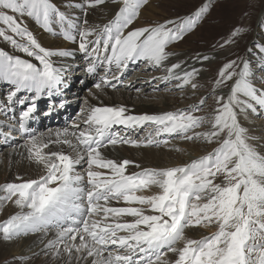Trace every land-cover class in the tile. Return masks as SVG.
<instances>
[{
	"label": "snow or ice",
	"instance_id": "obj_1",
	"mask_svg": "<svg viewBox=\"0 0 264 264\" xmlns=\"http://www.w3.org/2000/svg\"><path fill=\"white\" fill-rule=\"evenodd\" d=\"M106 2L83 0L75 5L85 14L79 21L60 11L52 0H0V38L38 62L0 48V80L11 86L7 102H15L21 91L33 93L32 103L19 118L22 131H27L25 123L35 100L58 92L64 83L66 68L57 66L54 58L72 55L66 49L42 46L25 18L53 36L78 42L77 50L88 61L86 73L103 69L95 84L102 90L116 88L112 81H119L130 63L165 68L172 55L169 46L192 32L209 9L205 4L188 16L135 27L149 0H111L118 6L113 17L102 25L90 24L88 10ZM242 30L236 28L232 36ZM260 52L264 54V47ZM178 69L181 64L174 63L165 68V75L153 79L180 81L177 88H197L193 81L199 70L181 74ZM253 79L249 61L224 64L213 91L233 83L226 98L215 97L218 107L210 119L193 114L198 106L161 115H130L124 106H92L81 109L84 127L74 124L75 130L58 129L47 137L30 135L25 145L28 158L45 172L38 179L17 177L21 182L0 185V203L11 202L20 209L0 223L3 239L37 232L47 235L55 229L54 238L44 245L45 255L50 252L63 264H264V153L250 142L256 138L247 134L238 119L248 110L256 113L257 105L264 108V87H256ZM204 103L201 99L200 105ZM148 124L155 126L154 133L142 140L113 132L117 125L135 129ZM205 125L208 130L196 131ZM162 134L217 147L184 165L131 174L127 168L134 162L107 159L101 151L121 143L167 144L154 139ZM50 145H64L70 153L46 152ZM84 163L85 172H77ZM113 201L125 206H112ZM195 226H215L216 230L200 239L187 237L185 230Z\"/></svg>",
	"mask_w": 264,
	"mask_h": 264
},
{
	"label": "bare ground",
	"instance_id": "obj_2",
	"mask_svg": "<svg viewBox=\"0 0 264 264\" xmlns=\"http://www.w3.org/2000/svg\"><path fill=\"white\" fill-rule=\"evenodd\" d=\"M80 2H82V0H62L55 2V4L53 2L52 3L60 11L65 12L67 15H69L74 19L78 18L79 21H82L85 18L84 11L81 8L79 9L78 7H72V5L75 6L77 4H80ZM153 2H156V0ZM116 11H118V6L112 4L111 0H108V2H106L104 5L97 6L96 8L93 9H89L86 18L90 24L102 25L103 23H106L109 19H111ZM154 11L155 8L152 5L147 6L146 9H144L143 11L141 10V14L137 19V21L135 22L134 26L135 27L144 26L145 21L149 20L150 17L154 18L153 15ZM146 15L149 17H147ZM32 31L33 34L36 36L38 42L41 43L42 46L51 49L62 48L72 52L71 56L63 57V58H54L57 61V66H60L62 64L66 68V71L68 72L66 73L65 71L64 73V83L61 85L60 90L58 92L56 91L53 92V95L57 98L59 97L58 95L59 92L63 93L64 100L61 103V108L62 105L64 106L68 104L67 107L68 110L66 111L62 110L61 119L63 120L64 117L66 118L68 116V115L65 116L66 112L68 111L70 112L71 108L73 107L75 109L80 103L81 99L78 98L79 96L78 93L82 92L83 84L85 83L91 84L95 82L99 83L101 76L104 74V71L101 68L98 69L97 72L94 74L86 73L85 69L87 67L88 61L85 59L84 54L77 50L78 42L72 43L70 41L64 40L62 36H53L47 32L46 33L44 32L45 33L44 34L35 27H33ZM181 53L176 54L174 56H170L169 60L166 62V67H170L174 63H180L181 69H178L177 72H180L182 74L183 71H191L192 68H196L199 70L202 66H210L211 64L214 65L213 63L214 60H212L211 62L204 60L203 58H196L194 60L191 57L185 55L184 54L185 52L182 54ZM14 54L19 55L22 58L32 60L35 63H38L34 61L33 58L27 57L24 53L16 52ZM205 56H207V54H204L203 57ZM216 56L217 55L211 54L210 56L207 57L210 59L211 58L216 59L215 58ZM254 61H257L258 63L264 62V60H260L259 58L258 59L251 58L249 60L250 66L254 63ZM113 71H115V69ZM130 74H131V68L128 67V69L124 72L123 76H121L119 81H112V83L116 84V88L106 86L102 90H98L92 87V90L84 91L82 98L83 101L82 109H87L92 106H124L127 109V114L130 115H142V114L161 115L163 113L171 111L172 109L171 107L173 105L171 104L168 97H160L158 95L148 96L147 92L150 93V91L153 89H150V91L142 92V88H140L139 86L142 85L143 83L137 82L138 79L134 81L135 79L132 77L134 80L130 78L132 80H128L127 82H125L123 87H119L120 84H123L124 78L129 76ZM165 74L166 72L163 75ZM203 77L204 76L201 74V71H199V74L195 77V80L197 79L201 81V78ZM170 82L172 81H169L167 85L170 84ZM150 83L148 84L150 85ZM160 83L161 82H159L160 86L166 84V82L165 83L162 82L164 84L162 83L160 84ZM149 88L150 87H148L147 90H149ZM137 89H139V91H137ZM10 90H11V86L8 83L0 80V151L5 149V148L2 149L3 146L7 147L8 149L4 154H2L0 158V185L6 183L21 182V180H18L17 177L22 178V180L38 179L45 172L42 165H39L35 163L33 160L28 158L27 149L25 147L26 144L25 145L19 144L22 143L23 140L21 141L19 140L15 143H6L5 145H3V140L7 138L8 135H10L12 138L13 137L16 138V137L14 133L8 134L6 132H3L2 129H4V131H6L5 129L11 131V129L13 128V124L18 120L16 119V117L20 118L21 112L26 110V108L32 103L31 97L33 96V93L27 91H21L20 93L17 94V97L15 98V102L9 104L7 102V95ZM47 97H48L47 94L41 95L38 99L35 100V106L37 105V103L39 102L41 103ZM143 98L148 99L149 102L147 100L144 101ZM20 99H25V103L20 104L19 103ZM155 101H161L160 106H157ZM80 113L78 114V116L73 117L75 113L74 111H72V115H71L72 118L70 120L71 123L68 126L62 123V121H59L60 120L59 119L58 121L60 125L56 126L55 124H57L58 122L56 121L54 122L53 125H50L51 127H49L44 131V126L46 124L44 123V125H42L40 129H38L36 135L44 134L45 137H47L49 133H54L58 129L68 128L69 130H75L72 127L74 124H80L81 127H84L80 118ZM51 117L52 115L50 116L51 121L57 118V116L53 118ZM122 127L123 126L121 125L115 126V131L117 132L119 131V133H123L125 137H129L132 135L140 137L139 135L141 130L146 127H148V129L150 128L149 129V131L151 130L150 133H153L155 129V126L151 124L145 125L142 128H135V129H128V128L122 129ZM262 144L263 142L261 141L257 143V146H258V150L261 153H264V146ZM183 145H186L187 147L190 146L188 144H183ZM200 147L201 146L197 143L194 144L193 146L191 145V150L197 151V153L194 152L195 155L196 154L197 155L194 157L191 156L192 158H189L190 156L189 157L187 156L188 157V158L186 157L187 159H181V157L175 151H170V152L164 150L147 151L144 149L133 150L132 148H129L126 145H123L122 143L117 145H108L107 147L101 149V151L104 157L107 159H112L117 162H122L123 160H129L134 162L132 164H129L127 168V173L131 174L135 172H140L142 169H146V168L151 169V168L171 167L173 164H175V161L173 160H177L176 164L184 165L190 163L193 159H195V157L198 158L200 156L206 155L215 148L210 146L209 149L206 148L208 149L207 152H201ZM61 149L66 153H70V149H68L64 145H50L49 149H45V151L46 152L59 151ZM72 154L74 155V153ZM137 157H141V158L138 159ZM84 164L78 166V168L80 169L77 170V172H80L82 174L85 172V169L82 168V165ZM135 165H139V167H136ZM152 191L154 192L156 191V189H153ZM150 194L145 193V195H150ZM2 204L4 205V208L0 209V221L8 219L12 215L20 211V209L17 208L11 202L0 203V206ZM112 206L120 207L125 205H123L122 202L117 203L113 201ZM199 230L203 232L201 233L199 232ZM215 230H216L215 226H209L207 228L203 227L200 229L191 227L185 233V235L192 239H200L201 237L205 235H209L211 232H214ZM54 235L55 232H48L47 235H45V233L43 232L42 233L40 232L39 234L33 235L31 239H27V238L23 239L22 237V239H20L19 242L21 244L19 245L16 241V238L6 241L3 239L2 234H0V264H38L37 262L34 261H37L39 259L41 260L42 258L45 259V256L47 258L46 261L42 259L40 264H63V261L54 259L51 254L45 255V251L47 250L44 248V245L47 243L48 240L53 239ZM26 254H28V256L30 255V257L29 258L24 257L26 256ZM23 259H25V261H21Z\"/></svg>",
	"mask_w": 264,
	"mask_h": 264
},
{
	"label": "rangeland",
	"instance_id": "obj_3",
	"mask_svg": "<svg viewBox=\"0 0 264 264\" xmlns=\"http://www.w3.org/2000/svg\"><path fill=\"white\" fill-rule=\"evenodd\" d=\"M57 1H62V0H57ZM57 1L54 0L52 2L55 4V2ZM153 1L155 0H149V2L141 9L143 11L149 5H152L155 8V11L153 12L154 18L150 17L149 20L144 22L145 23L144 25L149 24V22L163 23L164 21L169 19H176L177 17L188 16L194 13L198 8L202 7L203 5L205 4L209 5L208 12L205 14L204 18L199 22L198 26L192 32L186 34L182 40L170 45L168 51L172 53L171 56L180 54L181 52L182 53L185 52L184 53L185 55L191 57L194 60L196 58H203L204 54H207V56L214 54L217 55L215 57L216 59L213 58L207 59V61L210 62L214 60L213 61L214 65L211 64L210 66H202L199 69V71H201V74L204 77L201 78V81L194 79L195 81L193 82L196 83L198 86L197 88L193 89L191 85H186L183 88H177L176 84L180 83V81H176V80H172V82H170V84L168 85H167L168 82H166L165 85L160 86L159 82L162 83L164 81L153 78L163 76V74L166 72L165 71L166 66L165 68H161V69H153L148 67L143 62H137L135 64L130 63L129 67L131 68V74L124 78L123 84H120L119 87H123L124 83L127 82L128 80H132L134 78L135 80L134 79L133 80L136 81L138 79L137 82L143 83L142 85L139 86L140 88H142V92L150 91V89H153L150 91V93L147 92L148 96L158 95L160 97L169 98L171 104L173 105L171 107L172 109L170 112H177L178 110L188 111L191 110L193 107L198 106L199 110L195 111L193 114L198 116H206L210 119L214 109L218 107V105L215 102V97L218 95H224L226 98L227 95L229 94L230 86L233 83L230 81L228 82L227 87L221 86L217 88L215 91H213L214 81L217 79L218 72L221 69V67L231 60H237L238 62H240L241 60L249 61L251 58L254 59L259 58L260 60H264L262 59V56H264V54L260 52V48L264 47V0H159V1L156 0V2ZM81 3H83V0L82 2H80V4ZM72 7L75 6L72 5ZM25 19L27 20L29 30L32 31L33 27H35L39 29L42 33L45 32L30 19L27 18ZM238 27L243 30L238 36L235 37L232 36V32ZM0 48L4 49L5 51L9 50L8 52L13 54L17 52L9 44L4 42L2 38H0ZM250 49L251 51H249ZM256 62L257 61H254V63L250 67L252 72L254 73L253 82L255 83L256 87L260 88V87H264V62L262 63H258V62L256 63ZM66 73L68 72L66 71ZM96 83L97 82L91 84L85 83L84 85L86 86L83 85L82 92L78 93L79 95L78 98L81 99L77 107L79 108V110L77 109L78 112L80 111L81 106H83L82 105L83 92L92 90V87L95 88ZM148 83H150V85ZM148 87H150L149 90H147ZM201 99H205V103L203 105H200ZM143 100L144 101L147 100L149 102L148 99L143 98ZM160 102L161 101H155L157 106H160ZM41 107L42 106H40V109ZM256 107H257L256 113H253L251 112V110H248L246 114H239L238 119L240 124L247 129V134L251 137L256 138L255 140H252L250 142L257 145V143L262 141L263 142L262 145L264 146V108H260L258 105ZM78 112L75 113L73 117L78 116ZM49 127L50 125H46V127L44 126V131ZM149 129L148 127L143 128L140 132L139 135L140 137L135 135L129 137L134 140H142L148 137L151 131V130L149 131ZM5 130L6 131L2 129L3 132L9 134L10 131L7 129ZM206 130H208L207 125H205L200 129H196V131H206ZM172 138L173 139H169V138L160 139V141H167L168 143L167 144L160 143L158 146L156 144H152L151 146L147 145L145 147L143 143L139 147L132 146L130 144H125V145L129 148H132L133 150L144 149L147 151L148 150H153V151L164 150L167 152L175 151L181 157V159H187L189 156H190L189 158H192L197 155V154L195 155L194 153V152L197 153V151L191 150V145L193 146L196 143L201 146L200 147L201 152H207L210 146L211 147L217 146L216 143H206L202 140H192V141L184 140L177 135L173 136ZM5 142L6 140H3V145H5L4 144ZM19 144L25 145L26 141L25 142L22 141V143ZM183 144H188L190 146L187 147L186 145ZM2 149L3 150L0 151V158L2 154H4L6 150H8L7 147L5 146H3ZM137 158L139 159L141 157H137ZM195 159L197 158L195 157ZM173 161H175V164H173L171 167L181 165V164L180 165L176 164L177 160H173ZM82 168L86 170L87 165L86 164L82 165ZM79 169L80 168L77 167L76 171ZM145 193L150 194L149 192H145ZM2 208H4L3 204L0 206V209ZM5 220H2L0 222L2 223ZM190 228L186 229L185 233ZM194 228L200 229L203 228V226H195ZM48 232H55V229H51ZM199 232L202 233L203 231L199 230ZM39 233L40 232L29 233L28 235H22L16 237V241L20 245L21 243L19 242L20 239H22V237L23 239L25 238L31 239L33 235ZM50 254L51 253L49 252V255ZM24 257L29 258L30 255L28 256V254H26V256ZM42 259L41 260L39 259L34 262L40 264ZM46 259L47 258L45 256L44 260L46 261ZM21 261H25V259Z\"/></svg>",
	"mask_w": 264,
	"mask_h": 264
}]
</instances>
